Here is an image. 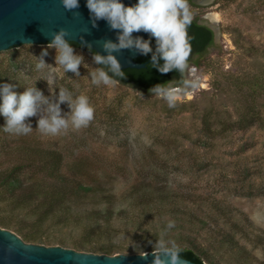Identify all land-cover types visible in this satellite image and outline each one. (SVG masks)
<instances>
[{
	"label": "rangeland",
	"instance_id": "1",
	"mask_svg": "<svg viewBox=\"0 0 264 264\" xmlns=\"http://www.w3.org/2000/svg\"><path fill=\"white\" fill-rule=\"evenodd\" d=\"M190 5L193 20L218 33L201 65L190 63L195 72L187 78L198 80V87L185 94L183 84L173 85L178 93L174 107L131 85H92L88 71L97 67L92 54L74 47L85 57L81 76L61 75L52 91L58 95V87H66L86 94L95 108L94 120L86 128L46 136L36 129L39 116H34L29 118L33 131L13 135V140L61 152L66 174L77 168L82 177L103 182L113 194L112 204L88 203L74 209L73 216L114 208L112 226L120 234L100 243L115 244L118 252L144 245L154 248L168 221L174 220L165 238L180 247L190 246L189 241L202 245L216 264H264V93L256 102L260 125L222 132L225 121L236 122L247 111L248 86L256 77L264 78V0H215L207 5L197 0ZM47 45L1 52L0 68H11L15 85H36L51 96L44 80L47 70L35 68L45 49V62L57 66L56 50ZM61 108L70 111L67 104ZM207 114L219 132L212 136L204 132ZM136 183H161L167 188L165 198L141 202L132 192ZM121 212L125 213L117 219ZM0 215L22 239L16 228L42 238L27 243L74 248L82 241L77 225L69 227L53 217L36 224L34 217L1 201ZM250 224L261 232L253 234Z\"/></svg>",
	"mask_w": 264,
	"mask_h": 264
},
{
	"label": "clouds",
	"instance_id": "2",
	"mask_svg": "<svg viewBox=\"0 0 264 264\" xmlns=\"http://www.w3.org/2000/svg\"><path fill=\"white\" fill-rule=\"evenodd\" d=\"M61 3L67 12L78 13L76 9L80 6L79 0H61ZM86 7L93 27H98L97 22L104 20L110 29L117 31L116 42L103 41L101 47L105 54H92V61L97 65L88 71L92 85L108 87L117 83V78H124L125 72L116 54L130 49L145 56L151 53V66L161 74L178 72L183 78L185 94L188 89L198 87V80L187 78L195 72L189 63L193 49L188 29L194 19L190 0H137L131 6H126L123 0H86ZM141 31L148 33L149 38L133 35ZM69 36V32L62 28L52 35L53 39L47 45V48L56 50L57 66L45 62L47 49L41 52L39 58L36 57L35 68L38 71L47 70L44 80L51 91L61 75L71 72L76 77L81 76L80 66L85 64V57L75 51ZM153 38L155 49L152 46ZM87 46L92 48L91 44ZM58 88V95L52 91L51 96H46L36 85L24 87L25 90L18 93L16 85L0 84V116L5 120L0 129L14 136L28 135L33 131L29 118L34 116H39L36 129L46 136H57L70 129L88 127L95 114L89 97L66 87ZM150 91L165 99L169 107L176 105L178 93L173 88V81L157 84ZM62 104H67L70 111L64 112ZM174 227L175 221L169 220L165 232L154 245L151 264H181L183 249L175 240L165 238L167 231ZM140 255L147 259V253Z\"/></svg>",
	"mask_w": 264,
	"mask_h": 264
},
{
	"label": "trees",
	"instance_id": "3",
	"mask_svg": "<svg viewBox=\"0 0 264 264\" xmlns=\"http://www.w3.org/2000/svg\"><path fill=\"white\" fill-rule=\"evenodd\" d=\"M194 0H190V3ZM189 36L191 37L192 56L189 63L200 66L203 57L208 52L209 47L214 45V32L207 25L200 24L193 20L190 25ZM75 48H80L90 54L94 51L72 43ZM155 49V39L152 40ZM21 47V46H19ZM18 48V47H15ZM198 58H196V56ZM151 56L144 55L137 61L148 63L145 69H126L124 78H117V82L123 85H131L138 89L151 92L150 89L157 84L173 81V85L181 86L183 78L176 71L161 74L151 66ZM163 63V61H161ZM17 79V76L10 67L0 68V84L10 83ZM24 85H16V91H23ZM264 93V78L256 77V81L248 86L247 111L243 113L236 122L223 123V133L232 130H248L262 122L261 112L257 109L256 102ZM0 128L5 124L3 116H0ZM213 122L207 114L204 118V132L208 136L215 135L218 130H213ZM73 168L71 175L66 174L65 161L61 152L51 149H43L40 145H32L27 142L13 140V135L5 133L0 129V201L11 206L13 210L19 209L26 213V217H34L36 224L46 222L50 217L58 219L59 223L77 225L81 229V243L74 245L77 251L88 253L114 255L119 248L115 244L100 243L104 239H113L114 235L120 234L119 230L113 229L114 216L117 215L114 208L95 210L86 217L73 216L74 209L88 203L112 204L113 194L103 186V182L86 179ZM85 178V179H84ZM132 192L138 195L141 202H152L155 199L165 198L167 188L159 183L140 185L136 183L132 186ZM163 195V196H162ZM125 212L118 214L121 217ZM95 214L96 216H93ZM11 223L0 215V226L2 228L10 226ZM253 234L258 235L261 230L250 224ZM17 231L23 236L26 242H39L41 236L33 233H24L20 228ZM264 234V231L262 232ZM99 243H96V242ZM92 242H95L93 244ZM190 246L181 247L183 249L181 258L197 264H216L208 254V249L193 241L188 242ZM129 253L137 254L153 251L154 248L144 245L139 248L130 249Z\"/></svg>",
	"mask_w": 264,
	"mask_h": 264
},
{
	"label": "water",
	"instance_id": "4",
	"mask_svg": "<svg viewBox=\"0 0 264 264\" xmlns=\"http://www.w3.org/2000/svg\"><path fill=\"white\" fill-rule=\"evenodd\" d=\"M214 1L201 0L204 5L212 4ZM123 2L126 6H131L137 0ZM79 4L77 13L67 12L61 0H0V53L27 44H49L53 39L52 35L63 28L69 32L71 43L88 49L87 44H91V50L105 54L101 47L103 41L116 42L117 31L110 29L104 20L97 22L98 27H93L86 0H79ZM207 26L217 36L218 30ZM133 35L149 38V34L143 31ZM116 55L122 70H141L147 67L148 63L137 61L144 55L130 49H124ZM129 252L119 251L114 255H106L80 252L62 246L31 244L7 227L0 226V264H151L154 258L153 251L137 254ZM146 253L147 259L142 258L140 254ZM181 264L197 263L181 258Z\"/></svg>",
	"mask_w": 264,
	"mask_h": 264
},
{
	"label": "bare ground",
	"instance_id": "5",
	"mask_svg": "<svg viewBox=\"0 0 264 264\" xmlns=\"http://www.w3.org/2000/svg\"><path fill=\"white\" fill-rule=\"evenodd\" d=\"M212 17L215 18V19H217V20L219 19V16H218L217 14H214ZM213 18H212V19H213ZM215 22H216V21H215Z\"/></svg>",
	"mask_w": 264,
	"mask_h": 264
},
{
	"label": "flooded vegetation",
	"instance_id": "6",
	"mask_svg": "<svg viewBox=\"0 0 264 264\" xmlns=\"http://www.w3.org/2000/svg\"><path fill=\"white\" fill-rule=\"evenodd\" d=\"M215 42H216V36H215V33H214V44H215ZM211 47H212V46H211ZM211 47H209V49H210ZM198 56H199V55H197L196 58H198ZM182 84H183V83H182Z\"/></svg>",
	"mask_w": 264,
	"mask_h": 264
}]
</instances>
